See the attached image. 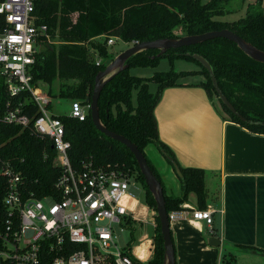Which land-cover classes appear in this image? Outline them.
Returning a JSON list of instances; mask_svg holds the SVG:
<instances>
[{
  "label": "trees",
  "instance_id": "trees-1",
  "mask_svg": "<svg viewBox=\"0 0 264 264\" xmlns=\"http://www.w3.org/2000/svg\"><path fill=\"white\" fill-rule=\"evenodd\" d=\"M3 0H0V3ZM230 0H35L34 14L39 23H46L52 42L43 41L33 65V83L44 81L49 85L48 95H58L90 103L98 72L114 57L108 39L119 37L126 42L179 38L214 30L230 29L264 51V0L250 4L244 17L228 21L219 19L228 10ZM253 6L258 9L254 10ZM6 20L0 14V33ZM157 49L139 52L128 62L130 66L117 73L103 88L99 99L102 123L111 131L124 135L144 152L154 144L177 163L171 148L159 136L155 108L166 87L202 86L206 89L216 110L225 120L237 122L253 132L264 133V62L245 53L237 43L227 38L169 49L160 57ZM187 53H190L188 55ZM192 54L205 57L213 67L217 84L235 107L232 112L219 98L208 70ZM102 59L96 64V57ZM155 56V57H153ZM162 57H168L171 68L156 71L150 77L131 73L134 66L156 67ZM177 58L196 61L197 70H175ZM188 75H201L197 83L185 81ZM61 80L57 91L53 84ZM156 85V90L151 85ZM214 99H217V105ZM13 105L24 102L30 115H39V108L29 91L12 97L0 67V158L9 160L21 169L29 181L30 190L38 195L50 193L60 169L54 165L57 154L49 137L37 135L32 128L6 122L3 117L6 102ZM52 103L50 102L49 108ZM65 138L70 141L69 156L75 167L86 161L97 166H110L125 173L137 171L147 204L157 212V204L140 171L134 154L123 143L100 132L91 117L90 109L84 120L62 114ZM155 175L163 185L168 213L183 209L188 202L205 209L211 202V190L202 168L182 167L181 195L169 194L160 173L147 157ZM168 161L172 163L169 159ZM6 180L0 173V207L5 197ZM195 196L194 201H192ZM153 233L154 251L146 264H164L165 247L159 217L156 214ZM135 229L134 226L131 229ZM172 232V231H171ZM173 238V237H172ZM129 246H132L130 243Z\"/></svg>",
  "mask_w": 264,
  "mask_h": 264
},
{
  "label": "built area",
  "instance_id": "built-area-1",
  "mask_svg": "<svg viewBox=\"0 0 264 264\" xmlns=\"http://www.w3.org/2000/svg\"><path fill=\"white\" fill-rule=\"evenodd\" d=\"M35 0H3L0 14L6 27L0 33V67L12 97L29 91L39 108L30 115L24 102H6L3 119L49 137L57 152L54 165L60 174L53 190L42 196L30 190L21 169L0 158V173L6 180L0 207V264H146L154 251L153 237L145 239L143 253L132 246L122 248L116 239L118 226L136 223V197L130 192L131 175L120 169L86 161L75 167L69 156L71 143L65 125L49 104L51 99L33 83V65L43 41H51L49 27L34 14ZM140 41L130 42L131 45ZM110 37L108 44L113 45ZM102 59L96 57V64ZM90 105L74 99L70 116L84 120ZM211 206L172 211L170 220L191 218L213 225ZM156 225V223H155Z\"/></svg>",
  "mask_w": 264,
  "mask_h": 264
},
{
  "label": "crops",
  "instance_id": "crops-1",
  "mask_svg": "<svg viewBox=\"0 0 264 264\" xmlns=\"http://www.w3.org/2000/svg\"><path fill=\"white\" fill-rule=\"evenodd\" d=\"M155 116L160 139L179 165L205 169L209 188L220 190L219 203L208 205L214 210L211 228L191 218L170 220L176 264H264V133L222 118L202 86L166 87ZM161 152L155 167L167 192L175 194L176 188L181 195L179 175ZM211 237L220 244H212Z\"/></svg>",
  "mask_w": 264,
  "mask_h": 264
},
{
  "label": "water",
  "instance_id": "water-1",
  "mask_svg": "<svg viewBox=\"0 0 264 264\" xmlns=\"http://www.w3.org/2000/svg\"><path fill=\"white\" fill-rule=\"evenodd\" d=\"M219 37L227 38L237 43L238 46L250 57H252L256 61L264 62L263 50H260L252 43L248 42L246 39H244L234 31L227 28L222 30L209 31L202 34L184 35L179 38H162L152 41H141L137 44L131 45L129 48L119 53L117 56H115L112 59V61L106 64V67L103 70L98 72L95 78L91 99H88L90 101L89 105H90L91 117L96 128L106 136L111 137L123 143L125 146H127L130 149V151L134 154L138 162L140 171L144 176L145 182L149 190L151 191V193L155 198L157 204V216L159 217L160 220L161 232L164 239V247H165L164 264H176V251H175L174 241L172 238L170 216L166 207V199L164 196L163 185L161 181L158 179V177L155 175L154 171L152 170L144 152H142L139 149V147L130 139L126 138L124 135L109 130L102 123L100 118V111H99V99L105 85L117 73L127 69L130 66L128 60L135 54L145 50L157 49L159 50V52L156 54V56L160 57L161 55L165 54L169 49L187 47ZM187 54L190 55V53ZM192 57L196 59L198 62H200L208 70L213 85L215 86L216 91L219 94V98L222 100V102L232 112L238 114L235 107L232 105V103L228 100V98L219 88L216 77L214 75L213 67L210 64V62L200 54H192ZM162 153L166 158H168L172 162V165L174 166L176 173L180 177H182L183 173L178 163L170 155H168L166 151L162 150ZM210 242L212 244L219 245L220 239L216 237H211Z\"/></svg>",
  "mask_w": 264,
  "mask_h": 264
},
{
  "label": "rangeland",
  "instance_id": "rangeland-1",
  "mask_svg": "<svg viewBox=\"0 0 264 264\" xmlns=\"http://www.w3.org/2000/svg\"><path fill=\"white\" fill-rule=\"evenodd\" d=\"M253 3H255V0H230L226 5V9L228 10V12L224 16L219 17V19L228 20V21L238 20L241 17H244L246 15L248 7L250 6V4H253ZM253 9L257 10L258 8L256 6H253ZM114 38H115V43L113 45L108 44V46H109V50L112 52V54L115 57L122 51L129 48L131 46V43L126 42L119 37H114ZM51 40L54 41V39L52 38ZM113 58H111L110 61H112ZM171 67L172 66H171V63L168 57H162L160 60V63L156 67L134 66V67H131L130 71L132 74L137 75V76L150 77L156 71H167ZM173 67L175 68V70L181 71V70H192L195 68H199L200 65L194 60L177 58L174 61ZM184 79L187 82H191V81L199 82L201 79H204V76L188 75ZM60 84H61V80H57L53 84V88L55 91L59 89ZM37 85H39L43 89L44 94L48 95V89H49L48 84L42 81V82H39ZM151 89L156 90V85L152 84ZM72 100L74 99H70L68 97H62L60 95L53 97L52 98V111L57 115L69 114L71 111ZM214 101L217 104V99H214ZM151 146H153L151 147L152 149L147 150L146 155L150 159V161L154 164V166H157V164L161 162L160 161L161 151H158L154 147V145H151ZM162 155L164 156L163 153ZM129 174L132 177L130 192L139 200V205L137 206V209L135 210V215H134V217L137 218V221L136 223H134L135 229L133 228L132 229L131 228L122 229V226H118L116 229V239L120 247L127 248L129 247L130 243H132L133 251L144 254L145 244H142L143 243L142 241H144L145 239H148L149 237L151 238V236L153 235L154 229L156 226L155 225L156 219L154 222L151 209L145 200V191L140 181L137 180V175H138L137 171L132 169L129 171ZM208 188H209V185H208ZM177 191L178 190H176L175 188L174 193L176 194ZM211 192H212L211 193L212 200L210 203L218 204L220 201V190L218 189V187H216L214 190H211ZM194 199H195V196L193 197L192 201H194Z\"/></svg>",
  "mask_w": 264,
  "mask_h": 264
}]
</instances>
